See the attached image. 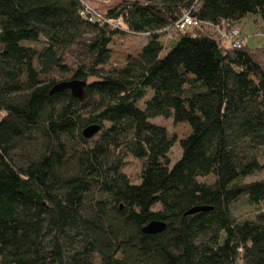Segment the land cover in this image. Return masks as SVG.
<instances>
[{
    "label": "trees",
    "instance_id": "1",
    "mask_svg": "<svg viewBox=\"0 0 264 264\" xmlns=\"http://www.w3.org/2000/svg\"><path fill=\"white\" fill-rule=\"evenodd\" d=\"M86 1L0 0V264H264V210L234 213L264 205V46L213 28L264 22V0H119L93 20ZM187 11L202 23L176 30ZM128 33L147 40L108 66ZM71 79L82 97L52 93ZM158 116L191 125L174 164Z\"/></svg>",
    "mask_w": 264,
    "mask_h": 264
},
{
    "label": "rangeland",
    "instance_id": "2",
    "mask_svg": "<svg viewBox=\"0 0 264 264\" xmlns=\"http://www.w3.org/2000/svg\"><path fill=\"white\" fill-rule=\"evenodd\" d=\"M119 0H87L86 2L95 8L98 12L102 14V12L106 11L108 7H112L116 5ZM256 18H249L245 20L242 24V30L244 34V41L251 47H259L264 46V22L258 23L256 22ZM177 33V31H175ZM173 34V33H172ZM175 35V34H174ZM172 35H163L162 39L167 43L166 50H168L170 46V39ZM147 38L146 35L143 34H122L116 35L113 38V41L110 44L112 48V59L111 63L108 66H115L121 67L124 66L127 60L134 55H137L143 44L146 42ZM96 80V78H90L89 82ZM1 115V114H0ZM152 121L160 122L165 124L169 130L174 134L176 137V143L171 149V155L173 157L174 164L182 155V148L181 143L183 140L187 139L191 133L192 128L189 122H174L173 118H164L162 116H158L156 118H152ZM129 162L126 164V170L131 174L136 176L137 172L140 169V163L136 158H128ZM262 161L264 163V155L262 157ZM264 177V170L257 173L256 175L250 176L248 179H257ZM215 176L210 175L204 178V181L213 183L215 182ZM158 208V207H157ZM264 210V205L259 207H254L249 204V202L245 199L240 200L235 204L234 213L238 216L240 215H248L253 216L257 212ZM237 264H245L243 260H239Z\"/></svg>",
    "mask_w": 264,
    "mask_h": 264
},
{
    "label": "built area",
    "instance_id": "3",
    "mask_svg": "<svg viewBox=\"0 0 264 264\" xmlns=\"http://www.w3.org/2000/svg\"><path fill=\"white\" fill-rule=\"evenodd\" d=\"M86 8L81 12L82 15H90V20L103 18L102 14L98 12L88 3ZM202 22L198 20L191 11L185 12L182 17L176 22V30H184L189 26H199ZM216 33L224 39L230 46L241 47L244 43L243 30L239 25H232L229 28L213 27Z\"/></svg>",
    "mask_w": 264,
    "mask_h": 264
},
{
    "label": "water",
    "instance_id": "4",
    "mask_svg": "<svg viewBox=\"0 0 264 264\" xmlns=\"http://www.w3.org/2000/svg\"><path fill=\"white\" fill-rule=\"evenodd\" d=\"M87 85V82L80 79H71V80H65L57 85H55L52 89V93L63 91L65 89H70L76 97H82L84 94L85 86ZM99 130L98 125H93L85 129L84 133L86 136L90 137L94 135ZM209 207L206 206H196L189 210L187 214H192L198 211L207 210ZM166 224L162 221H151L149 224H147L144 228V231L147 233H158L165 229Z\"/></svg>",
    "mask_w": 264,
    "mask_h": 264
}]
</instances>
